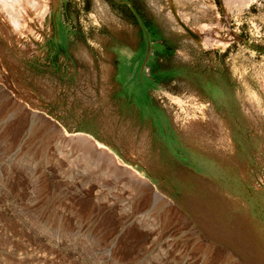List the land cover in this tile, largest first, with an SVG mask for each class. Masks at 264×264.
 I'll return each instance as SVG.
<instances>
[{
  "label": "rangeland",
  "instance_id": "374dc122",
  "mask_svg": "<svg viewBox=\"0 0 264 264\" xmlns=\"http://www.w3.org/2000/svg\"><path fill=\"white\" fill-rule=\"evenodd\" d=\"M33 1L0 18V264H264V217L172 157L207 119L264 195V0Z\"/></svg>",
  "mask_w": 264,
  "mask_h": 264
},
{
  "label": "crops",
  "instance_id": "0c3cea01",
  "mask_svg": "<svg viewBox=\"0 0 264 264\" xmlns=\"http://www.w3.org/2000/svg\"><path fill=\"white\" fill-rule=\"evenodd\" d=\"M215 111H217L216 118L212 120L215 125L220 123L227 129L230 127L233 134H237V137L233 136L236 143L244 141L246 136L241 131L244 127L239 125L231 110L221 106ZM192 128L194 130L190 129L188 133L174 134L172 137L173 160L179 167L214 181L228 194L241 199L248 207L251 216L261 220L264 217V195L261 191H253L247 181L240 180L233 170L218 163L214 153V144L218 141L214 139L217 134L213 122L209 123V120L205 119L196 122Z\"/></svg>",
  "mask_w": 264,
  "mask_h": 264
},
{
  "label": "bare ground",
  "instance_id": "6f19581e",
  "mask_svg": "<svg viewBox=\"0 0 264 264\" xmlns=\"http://www.w3.org/2000/svg\"><path fill=\"white\" fill-rule=\"evenodd\" d=\"M15 1L17 0H0V18H4L6 19L7 21H13V24H15V27L14 29L15 30H20L21 28H18L20 27L19 25H17V22L15 21V15H16V12H15ZM31 8H33L34 10H43L44 7H43V4L42 2L40 3V1H37V0H34L32 2V4L30 5ZM29 6V7H30ZM49 8V6H48ZM10 24V23H9ZM13 28V27H12ZM22 30V29H21ZM5 31V29H4ZM19 32V31H17ZM67 134L69 135H74V136H82L86 139L89 138V136H87L86 134H83L82 132H77V133H68L66 130H64ZM90 139V138H89ZM75 141V140H74ZM90 141H92V143L96 146V147H101V146H104L102 143H100L99 141L97 140H92L90 139ZM125 166V165H124ZM127 166V165H126ZM162 197H159L157 195H155V201L156 200H161ZM155 204V203H154ZM153 204V206H154ZM161 207V206H160Z\"/></svg>",
  "mask_w": 264,
  "mask_h": 264
},
{
  "label": "water",
  "instance_id": "95a60500",
  "mask_svg": "<svg viewBox=\"0 0 264 264\" xmlns=\"http://www.w3.org/2000/svg\"><path fill=\"white\" fill-rule=\"evenodd\" d=\"M32 122H33V120H30V124H29V126H28V128L31 126V124H32ZM56 133H57V136H58V139H59V141L63 144V145H65V146H69V147H73V141H74V137H71V136H65V135H63V134H61V132H59V130H57L56 129ZM81 155H85L86 153L85 152H90V153H92V154H94V155H98V150H96V149H94V148H91L90 146H88V149L86 148H77V147H74ZM153 192H154V194H156L157 196H159V197H162V195L161 194H159L158 192H156L155 190H153ZM154 195L152 196V202H151V204H153V202H154Z\"/></svg>",
  "mask_w": 264,
  "mask_h": 264
}]
</instances>
